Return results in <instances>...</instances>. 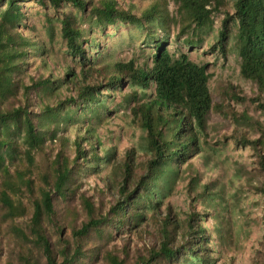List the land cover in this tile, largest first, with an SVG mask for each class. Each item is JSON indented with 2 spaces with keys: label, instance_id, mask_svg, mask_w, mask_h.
<instances>
[{
  "label": "trees",
  "instance_id": "trees-1",
  "mask_svg": "<svg viewBox=\"0 0 264 264\" xmlns=\"http://www.w3.org/2000/svg\"><path fill=\"white\" fill-rule=\"evenodd\" d=\"M172 1L181 17L180 33L184 29L208 27L211 14L228 2L232 3V13L225 14L212 44L204 45L202 39L187 41L182 51L176 52L168 49L166 39L150 36L149 29L154 22L162 30H168L166 0H154L140 15L132 12V8L123 7L119 0H0V264H14L12 259L17 264H94L96 260L100 264H185L189 261L208 264L204 245L209 238L208 234L203 238L206 230L200 225L203 213L193 212L186 217L181 226L180 244L176 247L173 242L180 235L178 223L166 213L160 221L158 246L144 247L145 254L133 249L131 257L128 240L123 241L119 250L108 247L114 234L104 227L138 230L147 212L158 209V202L185 173L191 189L199 186L200 172L194 159L200 157L205 164L209 161L210 155L203 152L201 142H206L208 119L213 112L222 113L223 119L236 126L225 139L253 152L262 179L260 186L252 189L264 197V0ZM27 2L49 6L56 12L61 5L71 6L72 10L60 15L59 24L65 49L80 67L78 76L72 75L73 80H69L68 73L64 79L39 75L23 81L20 76L30 44L29 38L20 31L26 19L23 3ZM79 14H88L90 26L101 29L117 23L145 29V42L152 45L151 65L135 67L132 62L102 63L98 58H88ZM230 22L236 27L239 75L256 88V95L252 97L233 96L235 101L253 104L259 117L247 110L237 111L230 105L223 108L220 103H214L208 87V64L195 62L190 54L200 48L202 55L217 53L225 59ZM89 44L90 48L99 49V44ZM61 81L71 84L67 88L69 95L53 105L43 102L38 93H48ZM127 88L129 91L122 96V102L127 107L131 105V122L144 133L147 158L138 162L131 148L125 150L120 163H114L111 150L101 149L103 155L99 156L92 148L94 165L101 164L102 168L112 165L105 183L107 188L115 187L118 199L104 216L92 215L90 202L84 200L88 209L84 208L86 219L77 224L72 205L75 180L67 158L59 160L57 156L48 172L37 173L43 185L35 189L33 172L38 167L34 153L42 150L46 139L36 124L39 121L51 124L57 108L67 104L80 107V113L93 105L91 116H99L95 112L107 107L97 98L98 94L110 96ZM33 96L39 100L38 112L33 109ZM45 132L52 140L62 139L57 138L54 125ZM15 137L20 139V144ZM81 143L78 138L74 141V162L78 158L87 161ZM15 155H21L20 162L24 163L11 164ZM7 160L9 163L5 164ZM216 183L207 180L198 197H206ZM23 196H27L26 200ZM68 200H71L65 214L68 225L55 223L65 209L58 208ZM215 232L221 236L222 230L217 227Z\"/></svg>",
  "mask_w": 264,
  "mask_h": 264
},
{
  "label": "rangeland",
  "instance_id": "rangeland-1",
  "mask_svg": "<svg viewBox=\"0 0 264 264\" xmlns=\"http://www.w3.org/2000/svg\"><path fill=\"white\" fill-rule=\"evenodd\" d=\"M166 1L168 30H162L158 22H154L149 29L150 36L159 40L166 39L168 49L176 52L182 51L187 41L202 39L204 45L212 44L225 14L232 13V3L228 2L226 6L218 8L211 14V24L208 27L202 30L184 29L183 33H180L181 17L177 5L172 0ZM119 2L123 7L132 8V12L140 15L144 9L153 4L154 0H119ZM70 10H72L71 6L67 4L61 5L56 12L49 6L43 7L32 2L23 3L26 19L20 31L30 40L29 54L22 64L20 74L23 81H27L29 77L38 78L39 75H52L53 78L64 79L65 74L68 73L69 80L70 78L73 80L72 75H75V78L78 76L80 67L77 59L69 56L60 38V15ZM78 17L84 30L82 40L88 58H98V62L102 63L132 62L135 67L151 65L152 45L145 42L147 39L145 29L120 23L101 29L90 26L88 14H79ZM51 32L52 37H50ZM235 34L236 27L230 22L225 59L217 53L202 55L200 48L190 51V54L195 62L208 64L210 75L208 87L214 103H220L223 108L230 105L237 111L247 110L250 115L259 117V112L254 109L253 104L248 101H235L236 96H233L236 94L248 98L256 95L255 86L239 75L240 59L236 52ZM89 42L92 46L99 44V49L90 48ZM70 86L71 84L65 85L61 81L56 87L52 86L48 93L40 91L38 95L43 102L53 105L69 95L67 88ZM128 91L127 88L121 92H113L110 96L106 93L98 94L97 98L107 107L100 109L98 113L95 112L99 116H91L90 108L93 109V105L80 113V107L67 104L57 108L55 116L52 117V125L46 121H39L36 124L37 130L44 133L46 139L42 150L34 153L35 164L38 167L33 172L35 189L43 185L37 173L48 172L50 164L57 156H60L59 160L67 158L75 180L72 205L75 207L74 212L77 216L74 220L77 224L86 219L84 208L88 209L84 205V200L90 202L92 215L104 216L118 199L115 187L107 188L105 183L112 165L103 168L101 164L94 165L93 157L90 155L92 148H95L99 156L103 155L101 149L111 150L114 163H120L125 150L131 148H134L138 162L147 158L144 133L131 122L129 115L131 105L127 107L122 102V96ZM33 101V109L38 112V97L33 96ZM223 118L222 113L219 112H213L209 116L206 142H201L203 152L210 155L209 161L205 164L200 157L194 159L195 166L200 172L199 186L191 189L187 184V173H185L183 179H178L175 183L171 192L158 202V209L147 212L146 220L138 230H127L122 226L119 229L105 226L104 229H110L114 234L108 244L111 250H119L124 240L130 243L128 244L130 257L134 254L133 249L141 250L140 253L145 254L144 247L147 249L157 247L160 239V221L166 213L173 222L178 223L180 235H177L173 242L176 247L180 244L183 221L189 214L200 212L204 215L200 225L206 230L203 238L207 234L209 238L208 243L204 245L208 264H264L262 246L264 197L252 189L253 186H260L262 178L256 169L253 152L248 147H237L230 143L229 139H225L231 136L236 126L232 121ZM53 125L57 128V138L61 137V140H52L45 132L48 128L52 129ZM77 138L82 142L83 150L87 154L85 162L80 158L75 162L72 161L75 157L74 141L77 142ZM15 140L20 144L18 137H15ZM21 146L22 149L25 148ZM20 159H23L21 155H15L11 164L24 163L20 162ZM7 163L8 160L5 164ZM9 166L13 169V166ZM210 179L217 182L215 188L208 190L209 194L205 195L206 197L199 198L202 185ZM26 198L27 196H23L24 200ZM70 203L71 200H68L60 205L58 209L65 208L64 214L55 223L63 222V225L65 223L68 225L66 221L69 220H66L65 214L66 206ZM217 227L222 230L221 236L215 232ZM66 231L69 232V229ZM187 237L186 235L185 239ZM2 257L5 258V254ZM12 262L15 264L16 259H12ZM194 263L189 261L185 264ZM94 264H100V260H96Z\"/></svg>",
  "mask_w": 264,
  "mask_h": 264
}]
</instances>
